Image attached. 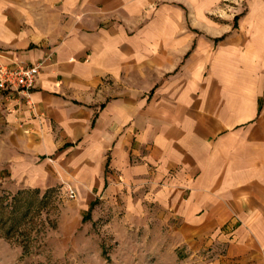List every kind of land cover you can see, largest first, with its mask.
<instances>
[{"label": "crops", "instance_id": "0c3cea01", "mask_svg": "<svg viewBox=\"0 0 264 264\" xmlns=\"http://www.w3.org/2000/svg\"><path fill=\"white\" fill-rule=\"evenodd\" d=\"M18 2L0 0V52L44 64L33 107L0 103L10 173L41 192L82 143L206 264H264V0Z\"/></svg>", "mask_w": 264, "mask_h": 264}, {"label": "rangeland", "instance_id": "374dc122", "mask_svg": "<svg viewBox=\"0 0 264 264\" xmlns=\"http://www.w3.org/2000/svg\"><path fill=\"white\" fill-rule=\"evenodd\" d=\"M64 1L32 0L33 12ZM81 145L40 165L46 178L38 193L25 187L23 172L10 173L0 150V218H12L0 227V264H206L214 257L208 249L190 252L170 224L158 222L151 200L138 207L149 192L110 194L98 166L92 177ZM8 203L9 211L1 206Z\"/></svg>", "mask_w": 264, "mask_h": 264}, {"label": "built area", "instance_id": "2783aa9c", "mask_svg": "<svg viewBox=\"0 0 264 264\" xmlns=\"http://www.w3.org/2000/svg\"><path fill=\"white\" fill-rule=\"evenodd\" d=\"M44 62L26 64L18 58L6 59L0 52V103L26 104L33 107L32 92L36 88ZM74 198V192L71 191Z\"/></svg>", "mask_w": 264, "mask_h": 264}, {"label": "trees", "instance_id": "16d2710c", "mask_svg": "<svg viewBox=\"0 0 264 264\" xmlns=\"http://www.w3.org/2000/svg\"><path fill=\"white\" fill-rule=\"evenodd\" d=\"M36 193H38L39 191H35ZM16 200H17V198H14L13 199V201H14V204H16L15 202H16ZM2 206V208L4 209V210H6V209H8V211L9 210H11V208L14 206V205H12V203L11 204H6V205H1ZM12 214H14V212L12 211ZM3 218H0V227H1V225L3 226V225H10V221H12V218H11V216H10V218H8V219H5L4 221L2 220ZM13 229L12 228H10L9 229V232H11Z\"/></svg>", "mask_w": 264, "mask_h": 264}]
</instances>
